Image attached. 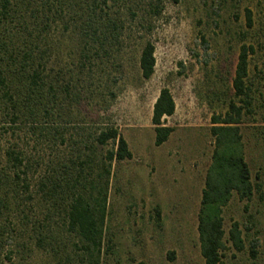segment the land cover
Listing matches in <instances>:
<instances>
[{
  "label": "rangeland",
  "instance_id": "374dc122",
  "mask_svg": "<svg viewBox=\"0 0 264 264\" xmlns=\"http://www.w3.org/2000/svg\"><path fill=\"white\" fill-rule=\"evenodd\" d=\"M116 3L109 14L119 19V37L107 55L99 52V58L92 54L85 61L76 85L67 72H76L72 64L78 39L60 27L50 32L48 67L53 72L62 69L63 87H69L67 94L58 96L60 117L52 122L57 139L54 144L45 142L44 133L37 132L22 143L26 157L37 164L34 179L45 171L57 177L61 160L68 166L86 160L82 175L94 186L90 190L86 183V189L105 201L100 254L94 261L86 259L77 239L65 232L63 218L55 214L51 223H45L44 210L37 206L31 213L37 225H51L43 246L35 247V240L24 235L7 249L11 261L3 264H204L196 217L212 152L210 118L222 116L230 101L237 102L231 81L242 44L252 46L253 53L248 56L246 78L250 114L243 116L240 133L250 181L258 189L255 185L248 201L233 194L222 210L220 264H264V0ZM245 10L251 28L245 25ZM146 42L153 46L154 68L144 80L138 57ZM163 88L174 102L172 116L164 121L173 131L155 147L151 109ZM106 128L115 129L125 141L129 160L107 165L104 156L112 144L92 142ZM58 134L64 143H59ZM233 222L241 232V252L226 241ZM252 239L258 240L254 259L248 253Z\"/></svg>",
  "mask_w": 264,
  "mask_h": 264
},
{
  "label": "trees",
  "instance_id": "16d2710c",
  "mask_svg": "<svg viewBox=\"0 0 264 264\" xmlns=\"http://www.w3.org/2000/svg\"><path fill=\"white\" fill-rule=\"evenodd\" d=\"M116 2L0 0V264L11 261V253L7 249L24 235L28 240H35V247L43 246L51 225H37L31 214L37 206L44 210L42 220L45 223H51L55 214L63 218L61 223L65 232L77 239L86 259L94 261L100 254L105 201L99 196L93 197L86 189V183L90 190L94 187L93 181L82 175L86 160L71 162L69 166L61 160V163L57 162V177L45 171L37 180L34 179L37 164L26 157L22 143L27 136H34L37 132L38 135L44 133L45 142L54 144L57 139L52 122L56 116L60 117L59 95L67 94L69 87H63L66 74L62 69L53 72L48 67L50 32L60 27L78 39L74 47L76 62L72 64L76 72H67V78L76 85L78 69L82 70L85 61H89L92 54L99 58V52L107 55L119 37V19L109 14L111 5H116ZM245 25L251 28L248 10H245ZM200 43L206 51L204 40L201 39ZM252 53L250 45L239 47L231 81L237 102L230 101L222 116L210 118L208 131L212 138V152L196 217L199 254L204 264H220L224 249L222 210L231 196L234 194L239 201H248L256 185L250 181L240 133L243 116L250 114L251 99L246 78L248 56ZM153 68V46L146 42L138 57L141 78L149 79ZM78 95L75 90L73 99L77 100ZM57 107L58 112L55 111ZM173 112L171 94L163 88L151 109L150 124L155 147L162 145L172 133L173 129L165 126L164 121ZM58 141L64 143L61 134H58ZM92 142L96 146L112 144L104 156L108 166L112 161L129 160L131 157L125 141L113 128L99 131ZM103 173L109 176L108 169ZM226 241L235 252L243 250L241 232L235 222L227 231ZM257 247V239L249 241L251 259L256 256Z\"/></svg>",
  "mask_w": 264,
  "mask_h": 264
}]
</instances>
